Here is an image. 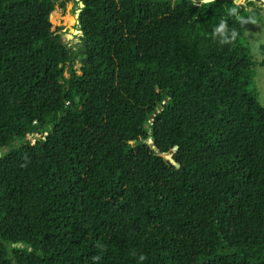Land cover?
<instances>
[{
  "label": "trees",
  "instance_id": "obj_1",
  "mask_svg": "<svg viewBox=\"0 0 264 264\" xmlns=\"http://www.w3.org/2000/svg\"><path fill=\"white\" fill-rule=\"evenodd\" d=\"M67 1L0 0V264H264L259 11L76 0L78 74Z\"/></svg>",
  "mask_w": 264,
  "mask_h": 264
},
{
  "label": "rangeland",
  "instance_id": "obj_2",
  "mask_svg": "<svg viewBox=\"0 0 264 264\" xmlns=\"http://www.w3.org/2000/svg\"><path fill=\"white\" fill-rule=\"evenodd\" d=\"M192 1L199 3L203 0ZM240 2L245 5V12L257 9L260 13V19L245 31L243 40L249 48L251 58L255 63L251 87L257 92L258 101L264 107V67L259 64L264 57V49L261 48L264 41V0H240ZM79 8V3L76 0L67 1L64 7L56 4L54 8V20L53 22L50 21L51 30L71 49L72 68L78 74L81 73L80 67L83 57V52L79 48L82 45V41L80 36L73 32V30H78ZM68 68L69 65L67 64L64 71L65 77L68 76ZM6 150L7 148L0 150V154Z\"/></svg>",
  "mask_w": 264,
  "mask_h": 264
},
{
  "label": "water",
  "instance_id": "obj_3",
  "mask_svg": "<svg viewBox=\"0 0 264 264\" xmlns=\"http://www.w3.org/2000/svg\"><path fill=\"white\" fill-rule=\"evenodd\" d=\"M189 3L192 2L194 5H197V6H200L202 3H205V2H209V1H212V0H203L199 3H196V2H193L192 0H188ZM79 3V7H82L83 6V3L82 2H78ZM78 22V21H77ZM79 23V22H78ZM73 32L77 33V35H81L82 34V31L80 29L78 30H73ZM83 60H86L85 58ZM168 100V98L166 97L165 100L163 101V103H165L166 101ZM153 116V115H152ZM150 122L152 121V119L149 120ZM145 126L147 127L148 124H145ZM145 141L153 148L155 149L156 151H158L157 147L154 146V141H153V138L150 137V138H146ZM172 163H174V160L173 159H169Z\"/></svg>",
  "mask_w": 264,
  "mask_h": 264
},
{
  "label": "flooded vegetation",
  "instance_id": "obj_4",
  "mask_svg": "<svg viewBox=\"0 0 264 264\" xmlns=\"http://www.w3.org/2000/svg\"><path fill=\"white\" fill-rule=\"evenodd\" d=\"M78 44H80V43H78Z\"/></svg>",
  "mask_w": 264,
  "mask_h": 264
}]
</instances>
